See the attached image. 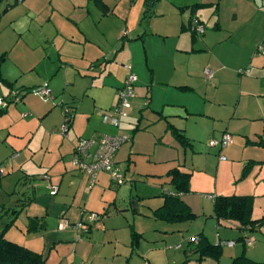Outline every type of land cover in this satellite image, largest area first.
<instances>
[{
    "label": "rangeland",
    "instance_id": "374dc122",
    "mask_svg": "<svg viewBox=\"0 0 264 264\" xmlns=\"http://www.w3.org/2000/svg\"><path fill=\"white\" fill-rule=\"evenodd\" d=\"M8 1L12 2L13 5L0 19V59L3 54L6 56V59L1 61L0 66V98L12 99L9 105L11 115L2 117L1 115L4 113L0 114V165L6 171L5 175L0 177V216L2 220L10 219V215L14 214L13 209L21 206L16 205V196L27 199L31 195L34 182L42 180L39 174L44 171L38 169L39 164L41 162L47 163L56 153V149L49 150V148H45L46 141L50 138H45L43 141L36 133L42 130L43 124L40 125V119H37L36 122L33 121L38 117L34 106H36L38 113L50 109L54 110L51 115L52 119L45 122V127L51 126L53 121L61 115L62 122L59 126L61 130L64 125L66 111L72 110V126L74 123L77 128L87 125L88 129H95L93 131L97 132L103 131L102 128L104 127L114 128V126L102 122V115L108 112L106 111L108 105L114 106L118 101V95L113 93L114 91L112 92L111 83L115 78H119L125 72V67L130 64L134 67V72H137L136 69L140 67L149 73L151 69L148 68V63H154L153 59L146 55L143 40L135 38L146 28H149V31H152L151 28H154L155 31H161L163 27L160 24L164 21L167 22L168 26L166 31H172L178 22L180 24L182 13L181 0H161L159 9L162 13H165L163 17L158 16L145 20L142 19L143 0H105L109 6L115 9L114 13L107 16L103 15L95 0H85L82 3L85 4L87 1L88 3L85 6H76L74 0H24L22 3H14V0ZM6 3L7 1H4L0 5V11ZM151 21L152 25L149 26ZM206 30L209 31V28L207 27ZM83 32L86 34L85 37L92 41L103 40L101 49L88 42ZM119 34L123 35L122 40L119 38ZM199 34L197 33L198 37H200ZM151 36L154 35H150L148 43L151 46L159 47L162 41L158 39L157 35L154 38H151ZM122 42L126 45L130 42L133 43L128 54L129 52L133 53L134 62L130 55H128V59L121 57L123 50L119 49ZM93 61L95 62L94 66L91 65ZM30 65L32 70L27 71V67ZM19 69L26 73L20 74L18 71L21 76L18 81L23 79L21 83L30 85V92L27 94L26 100L20 98L22 91L19 82L10 89L4 83L6 80L14 82V80H11L16 70ZM128 73L126 71L127 75ZM206 84L208 87H212L211 84ZM42 88L51 89L50 96H47L50 99L45 98L46 96L37 95L34 91H39ZM136 88L135 85V96L130 98L131 107L125 110V113L132 117L131 128L135 125L133 121H138L141 118L142 112L145 116H143L142 121L140 120V123L145 125L151 112L147 107L149 97L142 95L138 99ZM223 88L224 91L221 89L217 95L230 103L228 104L230 105L228 106L230 108L229 113H235L241 106L240 102L243 99H239V95L235 92L236 87L224 85ZM18 91L21 92L20 95L10 98L12 92ZM228 92L232 94H228ZM202 93L206 95L207 92L203 90ZM183 94L187 93L184 92ZM194 96L179 95L180 98H190L189 100L195 102L197 97ZM204 98L210 104L212 99L210 100L209 97L207 100V96H204ZM160 119L153 122L151 127L154 126L153 128L156 129L157 126H161L162 128H158V130H162L160 133H164L165 125H168L169 122L164 117H160ZM175 119L177 120L176 123L184 125V122L180 119H177V117ZM203 122L207 123L209 121L203 120ZM226 123L225 119L223 122L219 121V123L216 121L215 127L217 128L212 132L215 134L205 137L203 142H200L203 154H197L195 161L197 166L201 164L206 169L203 171L196 170L191 179L197 190L191 193L194 209L198 213H206L204 217L195 219L191 230L204 227L203 222L207 221L205 229L208 234H206L217 243L219 242V235L222 238L230 236V233L225 231L230 230L228 226H218L219 229L217 230L214 225L216 221L212 217L214 210L211 198L217 196L218 193H228L226 195L230 196L246 193L252 196V217L261 218L264 215V161L252 162L251 159H248L251 157L250 153H254L256 149L254 147L256 143L253 141L260 142L259 137L264 138V130L257 131L259 134H252L250 137L252 141H247L249 145L245 151L234 150L232 152V148H235V146H230V151L224 152L227 157L224 156V160H219L218 147L211 148L208 143L210 140H214V137H220L222 130L227 127ZM250 123L253 128L249 131L252 133L255 131L257 122L250 121ZM9 124H12L14 128H9ZM189 125L194 126L192 123ZM72 126L68 130V135L73 130L71 129ZM200 130L202 131L201 128ZM51 131L48 129L49 133ZM233 133L235 132L233 131ZM166 134L168 135V132ZM56 136H59L56 143H58L57 146L60 150L59 144L65 140V137L62 134ZM153 145L152 143L151 147ZM27 147H32L35 151L32 153L33 156L30 158L29 163L27 162L23 166L25 168L23 170L29 171L36 166L34 170L36 173L32 177L30 174L27 175V172L17 170L19 166H15L12 158H9L14 150L16 152L14 158L21 162L28 155ZM145 147L147 146L145 145ZM145 149L149 150L148 148ZM258 153L264 154V151L257 150L256 154ZM174 155V158H179L178 161L181 159V163L186 161L183 167H189L193 163L191 157L193 153L190 148L187 150V155H184L182 150H179V155L176 153ZM209 155L211 156L209 157ZM154 157L156 160L160 158ZM32 161L36 164L34 165ZM205 162L207 165H203ZM172 163L174 164V161ZM166 164H158L156 169H161L163 168L161 166ZM142 167L143 170H146L144 165ZM48 173L50 172L48 171ZM50 175L52 184L57 185L54 174L50 173ZM70 175L77 187L75 189L71 187L70 189L68 182H64V188H60L57 197L62 196V199L68 201L69 208H75L77 205H70L73 203L76 189L80 186L77 193L78 199L82 201L80 208L77 207L79 211L73 219L69 216V213L67 214L71 223H77L87 218L88 213L95 212V209L103 204L107 205L105 210L102 208V212H96L99 214L97 220L88 222L91 228L90 232L83 233L84 230L81 231L83 239L92 236V243H94V248L89 244L88 247L83 249L87 258L83 261L80 256L71 257L69 251L63 250V254L66 258L68 257L70 263L72 261L75 264H145L144 260L147 258L142 253L148 249L152 251L151 256L159 259L158 264H166L168 258L173 260L182 257L183 251L178 252V249H175L174 246L171 249L167 248L171 239H177L175 235L168 238L164 237V233L161 231L154 230L172 226L155 219L151 215L152 209L160 203L156 199L157 197L153 196L158 186L157 181L146 180V176L140 173L137 174L140 178H136L138 180L135 179L136 182L132 183V186L131 182H126V180L122 185L112 182L111 187H106L102 191L98 184L92 190H88L84 178L80 174L70 173ZM29 177L31 178L30 181H28ZM142 177L145 179H141ZM106 180L105 177L104 181ZM137 199L142 201L138 203ZM105 200L107 201L105 202ZM136 205H138V208H136ZM150 207L152 209L149 210ZM135 210L138 211L135 212ZM149 214L151 217L145 216ZM133 227L137 231L142 229L141 231L146 233L140 248L137 250H131L129 246L132 239L130 228ZM237 232L238 234H234V237L240 235V231ZM244 232L254 240V245L243 247V243L239 240L237 241L238 246L242 247L246 257L255 261H263L264 221L258 229H247ZM192 238L193 236H189V239ZM115 251L119 254H114ZM229 252L231 250L227 249L226 257ZM227 259L230 261L227 257L224 261L225 264H227Z\"/></svg>",
    "mask_w": 264,
    "mask_h": 264
},
{
    "label": "crops",
    "instance_id": "0c3cea01",
    "mask_svg": "<svg viewBox=\"0 0 264 264\" xmlns=\"http://www.w3.org/2000/svg\"><path fill=\"white\" fill-rule=\"evenodd\" d=\"M5 1H7V3L4 4L0 12H3L6 8L7 10L3 12L2 17L13 5L12 2L8 0ZM23 1L24 0H14V3H22ZM84 2L85 0H74L76 6L87 5L88 2L86 1L85 4H82ZM95 2L98 8L102 10L104 16L115 12V9L109 6L105 0H95ZM181 2V21L180 24L179 22L177 23V26H175L172 31H166L168 26L167 22L164 21L160 24L163 27L161 31H155L154 28H151L152 31H149L150 29L146 28L135 38L143 40L146 55L151 57L154 61V63H148V68L151 69L149 73L147 70L140 67L137 68V72H135L137 77L135 82L137 88L135 90L138 94V99L142 95L149 97L147 107L151 112L145 125H141L140 123V120L142 121L143 116H145L143 112L138 121L133 117L136 121H133L135 125L132 128V117H129L125 113L126 115L122 118L120 127H104L102 128L103 131L97 132L93 131L95 129H88L87 125L77 128L74 126V123L73 126L71 124V129H73L71 134L64 136L59 128L62 122V116L60 115L54 120L51 126L45 127V122L52 119L51 115L54 110L50 109L38 113L36 111V106H34V110L38 114V117L33 119V121L36 122L37 119H40V125L43 124L42 130L36 133H38V137L42 138L43 141L45 138H50L46 141L45 148H49V150L56 149V153L47 163L41 162V164H39L40 167H38V169L44 171L39 174L42 180L34 182L31 195L28 196L27 199L16 196L15 203L21 206L17 209H13L14 214L10 215V219L2 220L0 216V232L5 229L4 236L6 239L41 253L45 259L44 264H72L73 262L71 261L70 263L67 259L68 257L66 258L63 254L64 249H66V252H70L71 257L80 256L84 261L87 257L83 249L88 247L89 244L94 248L92 236L83 239V233L90 232V225L87 223L84 224L83 227L76 229L73 226V224L76 223H71L67 216L69 213V216L73 219L79 211L78 208H80V203H82V201L78 199L77 193L80 190V186L76 189L77 191H75L76 194L74 195L73 203L70 205H77L78 208H69L68 201L62 199V196L57 197V194L60 188H64V182H68L70 189L71 187L74 189L77 187L76 184L73 183L74 180L70 178V173L80 174L82 178H84L88 190H92L97 184L102 191L106 187L112 186L113 183L110 175L106 171H101L96 178L95 184L90 187V176L88 174L79 170H71L72 158L78 140L104 134H126L131 138L121 145L114 157L115 163L122 170L126 182H131L132 186V183L138 180L136 178H140L137 174L141 173L146 176V180H154L158 183L153 196L157 197L156 199L159 200L160 203L156 208L152 209V207H150L149 210L152 209V217L172 226H165L162 227V229L156 228L154 230L161 231L164 233V237L168 238L169 236L175 235L177 239H171L167 248L171 249L173 248L172 246H174L175 249H178V252L183 251L182 257L180 256L178 259L173 260L168 258L166 264H225L224 261L227 257L230 259V261L227 259V264H232L235 258L244 253L242 247L238 246L239 243L237 241L240 240L243 243V247H245L247 244L241 237H249L244 232L247 229L241 228L237 221H219L215 213L212 215L216 221L214 225L217 230L219 229L218 226L222 225L230 228V230H225L230 233V236L222 238V236L219 235L218 243L207 235L208 233L205 229L207 221L203 222L204 227L191 230L195 219L204 217L206 214L205 212L198 213L194 209L191 193L197 190L191 179L196 170L203 171L206 169V167L201 166V164L197 166L195 157L197 154H203L200 142H203L205 137H210L215 134L212 132L217 128L215 127L216 121L219 123V121L223 122L225 119L227 122V127L225 130H222L220 137H214V140L218 141V143L215 145H210L208 143V146L211 148L218 147L219 160H224V158H222L226 156L224 152L230 151V146H235V148H232V152L234 150L245 151L249 145L247 141L249 142L251 140L250 137L252 134H259L258 132L264 130V0H181ZM160 4L161 0H158L151 16H145L146 0H143L142 19L145 20L158 16L163 17L165 13L160 11ZM25 7L28 8L29 6ZM194 20L203 25V27L205 26L203 33L199 34L200 37L197 36V32L191 29V24ZM151 25L152 21L149 26ZM207 27L209 31L206 30ZM220 31L222 34H220ZM155 34L159 37L158 39L162 41L159 47L154 45L151 46L150 43H148L150 35H154L151 36V38H154L156 36ZM83 35L85 37L86 34L83 32ZM119 36L122 40L123 35L121 36L119 34ZM85 38L98 49H101L103 40L92 41L87 37ZM132 45V42L127 43V45L122 42L119 50H123V52H121V57L123 59H128V55H130V58H133L134 62L133 53L129 52L128 54V51H131ZM115 56L117 57V54ZM94 64V61L91 62L92 66H94ZM124 67L123 65V68ZM131 67L132 70H134L132 65ZM125 68V72L122 70V75L119 78H115L110 85L112 92L114 91L113 93L117 94L118 89L123 85V81L126 79V71L129 72V70L127 66ZM207 68L211 69L213 72L212 79H208L205 75V69ZM28 70H32L31 65L27 67V71ZM18 71L20 74L26 73L22 69L16 70L11 80H14V82L9 81L12 85L9 86L5 84L10 89L19 82V84H21L20 88L23 91L21 100H26V96L30 92V85L21 83L23 79L18 81L19 77H21ZM245 75L248 76L246 77ZM6 81L8 82V80ZM206 83L211 84L212 87L217 85V87L210 88ZM224 85L236 87V90H234L239 95V99H243L242 102H240L241 106L239 104L240 107L237 110L239 113L236 111L230 114V108H228V106H230L228 104L230 103L217 95L221 89L224 91ZM203 90L210 95L207 93L203 95L205 94L202 93ZM34 91L37 95L45 96L38 90ZM184 92L187 94H183ZM228 94L232 93L228 92ZM179 95H196L194 97L197 98L194 102L189 100L190 98H180ZM204 96H207V100L210 97L209 99L213 101L211 100L210 104L207 103ZM45 98L48 97L46 96ZM108 106L106 111L112 107L111 105ZM0 112L4 113L1 115L2 117H9L12 113L9 107L0 109ZM160 117L166 118L169 122L168 125H165V129L163 130L165 131L164 133H160L162 130H158V128H162L161 126H157L158 128L156 129L153 128L154 126L151 127L153 122L161 120ZM175 117L184 122V125L176 123L177 120ZM203 120L209 122L204 123ZM250 121L257 122L255 131L252 133L249 131L253 128ZM122 123L124 124L122 125ZM190 123L194 124V126H190ZM103 124L105 123L103 122ZM261 127L262 129H260ZM9 128L12 129L14 126L9 124ZM48 129L52 130L51 133L48 132ZM233 131L235 133H233ZM166 132H168V135ZM60 133L65 137V140L60 142L59 150L57 146L58 143H56V139L58 141L59 136L56 135L61 136ZM224 133H229L232 136V141L226 146H222L220 143ZM259 138L261 139L260 142L253 141L256 143V145H254L256 149L254 153H250L251 157L248 158L251 159L252 162L264 161V154H256L257 150L264 151V138L262 136ZM152 143L154 144L153 147H151ZM145 145L147 147H145ZM145 148L149 150L147 151ZM188 148L192 150L193 155L191 157L193 163H191L189 167H183L186 161L181 163V159L178 161L179 158H174V154L176 153L179 155V150H182V153L187 155ZM95 149L96 145L91 148L92 151H95ZM252 150L254 149L252 148ZM34 151L35 149L32 147H27L28 155L25 156L21 162H18V160L14 158L16 154L14 150L12 154L9 155V158H12L14 161L15 166H19L17 170L27 172L26 174H30L31 177L36 173L34 172L36 166L29 171L23 170L25 169L23 166H25L27 162L29 163ZM153 155L160 158L156 160ZM210 156L211 155H209V157ZM172 161H174V164ZM32 162L34 164V161ZM162 163L167 164L161 166L163 167L161 169H156L157 165H162ZM44 164L45 166H43ZM143 165L146 170L142 169ZM203 165H207V163L205 162ZM0 168L3 170V173H0V177H2L5 175L6 171H4L1 165ZM48 171L54 174L55 182H57L56 186L58 187V191L55 195L50 194L49 185L52 184V180ZM174 171L176 172V176ZM181 173L189 174L187 191L180 188L182 180L179 177ZM128 174H130V176H128ZM105 177L107 178L106 181H104ZM145 178L142 177L141 179ZM30 180L31 178L29 177L28 181ZM148 182L154 184L151 181ZM52 185L55 184L53 183ZM167 194L177 197V199L185 203L191 212L195 214V217L192 219L171 221L165 219L163 215H165L167 208L165 210L163 206L167 203ZM226 194L228 193H218L217 196H230ZM240 195L248 194L245 193ZM217 196L211 198L213 210L214 200ZM106 201L107 200H105V202ZM137 201L140 203L142 200L137 199ZM106 206V204H103L95 209V213L98 211L102 212L101 210H105L107 208ZM136 208H138V205H136ZM137 211L138 210H135V212ZM151 215L145 216L151 217ZM65 217L66 219L68 218L71 226L65 229H59L61 219ZM9 223L11 224L7 226ZM82 230H84L83 233H81ZM141 230L142 229H139L137 231L134 227L132 229L130 228L132 239L129 246L131 250L140 248L146 234ZM237 231H240V235L234 237L238 234ZM189 236H199V240L194 241L193 238L189 239ZM203 241L215 246H220L219 256L213 257L212 255L202 253L200 245ZM224 241H232L234 244L229 246L220 243ZM227 249L231 250V252H229L226 257ZM114 254L117 255L119 252L115 251ZM142 254L147 258L144 260L145 264H158L159 259L151 256L152 251L149 249Z\"/></svg>",
    "mask_w": 264,
    "mask_h": 264
},
{
    "label": "built area",
    "instance_id": "2783aa9c",
    "mask_svg": "<svg viewBox=\"0 0 264 264\" xmlns=\"http://www.w3.org/2000/svg\"><path fill=\"white\" fill-rule=\"evenodd\" d=\"M191 29L197 33H203L204 27L199 24L196 20L191 24ZM129 73L125 79L123 85L118 90V101L112 106L108 112L103 114V122L110 124L114 127H120L122 118L125 117V110L131 107L130 98L135 96L134 86L136 82V74L132 70L131 65L127 66ZM205 75L208 79H212L213 72L211 69H205ZM42 95L50 96V88H42L39 90ZM0 105L6 106L7 103L4 99H0ZM71 111L67 110L65 113L64 125L61 128V133L64 136H68V130L72 124ZM129 140V136L126 134H104L99 138H81L75 146L74 155L72 158L71 170H79L90 176V187L96 182V178L101 171H106L109 173L111 181L117 185L124 183V175L120 167L115 163L114 157L118 149ZM232 141V136L229 133H224L220 141L222 146H226ZM218 141L210 140V145L217 144ZM96 145L95 151L91 148ZM225 158V157H222ZM0 173H3L2 168H0ZM50 194L55 195L58 191L56 185H49ZM99 218V214L95 212L88 213L87 218L80 220L76 224H73L74 228L79 229L83 227L84 224L88 222H93ZM70 223L66 219H61L59 224V229H65L70 227ZM196 237V236H195ZM194 241L198 240V237L194 238ZM221 244H227L229 246L233 245L232 241L220 242ZM248 245L253 244V240L248 238L246 240Z\"/></svg>",
    "mask_w": 264,
    "mask_h": 264
},
{
    "label": "trees",
    "instance_id": "16d2710c",
    "mask_svg": "<svg viewBox=\"0 0 264 264\" xmlns=\"http://www.w3.org/2000/svg\"><path fill=\"white\" fill-rule=\"evenodd\" d=\"M3 1L5 0H0V4ZM157 1L158 0H146V8L144 14L145 16L146 15L151 16ZM6 10L7 8L3 12H5ZM3 12H0V18L2 17ZM5 59L6 56L3 54L0 59V66H1V61H4ZM4 83L8 84L9 86L12 85L9 81L8 82L4 81ZM20 93H21L20 91L12 92L10 98L16 97L17 95H20ZM0 99H4V101L7 103V105L4 107L0 105V109L8 108L10 103L12 102V99H6V98H0ZM71 117H73L72 111H71ZM101 136L102 135H99L93 138L97 139ZM175 176H176V172H175ZM179 178L182 180L180 184V188L183 189L184 191H187L186 189L188 185L189 174L181 173V176ZM166 197H167V203H165V205L163 206V209L166 210L167 208L165 215H163L165 219L171 221V220H181V219H192L195 217V214L191 212V210L187 207V205H185V203H183L181 200L177 199V197H173L168 194ZM252 211H253L252 196L249 195H239V196L220 195L217 196L214 200V213L216 218L219 221L220 220L237 221L240 224L241 228L243 229H258L261 223L264 221V215L261 218H253ZM10 224L11 223H9L7 226H9ZM4 231L0 232V264H44L45 263V259L43 258V255L41 253L33 251L26 246L20 245L18 243L6 239L4 236ZM197 237L199 240V236ZM241 239L244 240L246 243V240L248 238L241 237ZM253 244H254V240H253ZM200 247H201L200 248L201 252L204 254H209L212 255L213 257H218L220 254L219 253L220 246H215L209 244L208 242L203 241ZM232 264H264V260L255 261L246 257L243 253L241 256L235 258Z\"/></svg>",
    "mask_w": 264,
    "mask_h": 264
}]
</instances>
